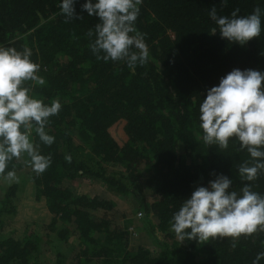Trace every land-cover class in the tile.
Returning a JSON list of instances; mask_svg holds the SVG:
<instances>
[{
	"label": "trees",
	"instance_id": "16d2710c",
	"mask_svg": "<svg viewBox=\"0 0 264 264\" xmlns=\"http://www.w3.org/2000/svg\"><path fill=\"white\" fill-rule=\"evenodd\" d=\"M59 2L0 0V45L31 48L30 59L40 65L38 74L46 81L32 95L62 105L46 126L54 143L40 146L42 155H50V166L41 175L31 169V181L35 199L44 200L51 216L49 226L65 225L57 232L59 239L77 236L71 262L253 264L264 252V231L235 241L181 242L170 220L197 186H207L218 173L232 179V190L242 187L236 169L248 154L231 141L228 149L203 143L199 104L206 90L233 68L264 71V30L243 46L230 43L218 32L210 34L215 25L208 11L215 6L218 15L228 16L239 8L238 15L244 16L257 6L264 9V0H228L224 7L220 0H143L136 28L149 57L134 71L122 61L104 62L91 53L86 34L98 18L81 9L84 0L74 5L80 18L67 22ZM30 139L38 140L34 131ZM65 155H71L70 163ZM28 159L26 154L24 164L13 159L5 173L29 166ZM77 178L100 181L111 193L135 201L155 248L130 247L129 231L97 214L111 210L110 201L78 194L65 183ZM252 183L254 191L264 194V175ZM16 188L13 184L3 191L0 215L14 212ZM37 250L33 237H4L0 264H41ZM49 264L66 263L57 254Z\"/></svg>",
	"mask_w": 264,
	"mask_h": 264
},
{
	"label": "clouds",
	"instance_id": "9594fccd",
	"mask_svg": "<svg viewBox=\"0 0 264 264\" xmlns=\"http://www.w3.org/2000/svg\"><path fill=\"white\" fill-rule=\"evenodd\" d=\"M76 0H60L59 14L66 22L80 17L75 13ZM143 0H84L81 9L98 18L87 32L90 51L97 60L124 62L131 70L143 66L149 50L136 21ZM228 0H220L221 7ZM234 8L230 15L217 14L215 6L208 11L214 22L210 34L217 32L221 39L240 46L262 33L264 9L257 6L244 16ZM264 55V52L261 53ZM32 50L24 47L0 45V174L15 181L14 171H7L13 159L23 154L36 175L50 166L51 157L40 153L41 144L51 146L55 137L48 134L49 118L59 113L62 105L53 99L44 103L32 95L35 86L46 81L39 75L40 65L30 58ZM264 71L233 68L219 79L217 85L206 90L199 104V128L202 141L208 146L228 149L229 142L248 158L237 165L242 182L239 191L232 190V179L218 173L207 186H197L181 206L173 212L170 230L181 242H197L247 237L264 231V194L253 190V183L264 175ZM28 82H31L30 84ZM35 132L38 140L30 139ZM71 162V155H65ZM235 244H233V247ZM264 258L258 253L253 264Z\"/></svg>",
	"mask_w": 264,
	"mask_h": 264
},
{
	"label": "rangeland",
	"instance_id": "374dc122",
	"mask_svg": "<svg viewBox=\"0 0 264 264\" xmlns=\"http://www.w3.org/2000/svg\"><path fill=\"white\" fill-rule=\"evenodd\" d=\"M20 161L24 164V154ZM114 170L122 171L119 167H114ZM15 175L16 180L10 182L5 179L4 175L0 174V198L6 188L13 184L17 186L16 195L13 199L14 212L0 215V240L7 236L16 239L30 236L38 243V250L35 254L36 260L41 264L53 263L57 254L62 256L66 264H77L71 262V254L79 247L77 236L69 234L67 240L62 241L57 232L65 225L58 223L54 227L49 226L51 216L44 200H36L34 197L31 167L24 165L23 168L15 171ZM65 183L78 194H85L90 197L98 196L110 201L113 205L112 209L98 210L97 214H105L114 225L128 230L130 247L135 248L141 244L151 250L155 248L153 239L146 231L142 216L139 215L140 210H138L135 201L111 193L100 181L92 182L85 178H77Z\"/></svg>",
	"mask_w": 264,
	"mask_h": 264
},
{
	"label": "built area",
	"instance_id": "2783aa9c",
	"mask_svg": "<svg viewBox=\"0 0 264 264\" xmlns=\"http://www.w3.org/2000/svg\"><path fill=\"white\" fill-rule=\"evenodd\" d=\"M140 215V214H139Z\"/></svg>",
	"mask_w": 264,
	"mask_h": 264
}]
</instances>
